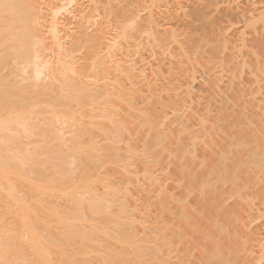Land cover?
Wrapping results in <instances>:
<instances>
[{
    "label": "bare ground",
    "instance_id": "bare-ground-1",
    "mask_svg": "<svg viewBox=\"0 0 264 264\" xmlns=\"http://www.w3.org/2000/svg\"><path fill=\"white\" fill-rule=\"evenodd\" d=\"M81 1L0 0V264H264V0Z\"/></svg>",
    "mask_w": 264,
    "mask_h": 264
},
{
    "label": "rangeland",
    "instance_id": "rangeland-1",
    "mask_svg": "<svg viewBox=\"0 0 264 264\" xmlns=\"http://www.w3.org/2000/svg\"><path fill=\"white\" fill-rule=\"evenodd\" d=\"M81 1V0H80ZM85 0H83V1H81V2H84ZM86 2V1H85ZM120 2V3H119ZM122 2V0H119L118 2H114V5L113 6H115V7H120L121 5H124L123 4V2ZM125 3V2H124ZM190 2H188L187 3V7L186 6H184V8H185V10H187V8H188V11H191V9H193L192 8V5H191V3L189 4ZM185 4V3H184ZM183 4V5H184ZM118 5H120V6H118ZM186 5V4H185ZM45 10V12H46V8L44 9ZM43 10V11H44ZM74 14H76V12L74 13ZM71 20V19H70ZM77 20V18H72V20L71 21H69L70 22V24L69 25H67L69 28H71V29H76V21ZM44 29V28H43ZM47 47H48V45H47ZM47 49V50H46ZM48 49H50V51H51V53H50V51H48ZM53 50H51V48H45V51L44 52H46L45 54H47L48 52L50 53H48L47 54V58L49 59V60H51L52 59V57H53V55L52 54H54L53 52H52ZM52 56V57H51ZM80 56V55H79ZM78 56V57H79ZM50 57H51V59H50ZM79 62H81V61H79ZM47 78L45 79V81L47 82ZM195 85H196V87H194V89L196 90H198L199 89V87H200V85L198 84V83H195ZM194 85V86H195ZM199 85V86H198ZM221 85H223V84H221ZM196 90V91H197ZM199 90H201V89H199ZM198 90V91H199ZM39 124H40V126L41 127H44L43 126V124H42V122L41 121H39ZM173 126H175L174 124H173ZM41 132H45L44 130H41V129H38V130H36V131H34L33 133H31V134H29V135H27V136H25L24 138H22L21 140L24 142L23 143V146H27V147H30V148H32V149H37V151H39V150H41V152H43L44 150V152H46L47 154H42L41 155V157L42 158H47L48 160H49V163L50 164H54L55 163V160L53 159V158H51L50 157V155H49V151L48 150H51V149H53V148H57V147H59V141H58V139H54V138H50L48 135H45V134H42ZM66 133V132H65ZM68 134V133H67ZM65 135V136H68V135ZM85 138H88V136H85ZM122 141H124V142H122ZM142 140H141V133H137V134H135V135H133V137H132V140H131V143H134L136 146L137 145H141V142ZM124 144H125V140L123 139V140H121L120 142H119V145L120 146H124ZM122 146V147H123ZM174 147H176V146H174ZM39 149V150H38ZM47 149V150H46ZM122 150V149H121ZM40 152V151H39ZM122 152V151H121ZM175 157H176V154H172V155H170L169 156V158H168V161L166 162H164V165L170 170V172H171V175L175 178L176 177V175H175V172H174V168H175V161H174V159H175ZM136 165H137V163H136ZM109 168V172L108 173H113V171H115L114 169H111V167H107V169ZM51 170V168L49 167V166H47V172L48 171H50ZM112 175H114V174H112ZM175 182H173V184H174ZM133 186H130L129 188H132ZM131 191L133 190L134 192H133V196H134V198L132 197H130L131 198V200H136V199H140L141 197V194L140 193H138L137 191H135V189H130ZM170 192L171 193H173V195L176 197L177 195H178V193H179V191L177 190V189H173V188H171L170 189ZM132 193V192H131ZM138 197H140V198H138ZM153 199V198H152ZM130 200V199H129ZM130 200V202H129V205H132L131 203H132V201ZM137 202H138V204L140 203V200H136ZM136 202V203H137ZM54 203L55 204H59V206H61V208L62 207H64L66 204H67V202L66 201H64V200H60V199H57V200H55L54 201ZM4 207H5V203H3V201H1L0 200V226L4 223V222H6V221H11V220H13V218L10 216V215H6L5 214V212H4ZM132 207V206H131ZM139 207H141V205L139 204ZM139 213L137 212L135 215L137 216ZM150 216L152 217V218H155V217H157L158 216V214H157V210H156V208L154 207V206H152L151 207V211H150ZM134 215V216H135ZM162 216H161V225H162V223H165V224H169V225H173V224H176V219H170V217L166 214V213H164V214H161ZM136 226H138L139 227V229H138V227H135V229H136V231L135 232H137V230H141L142 229V226L140 225V224H138V225H136ZM139 231H138V238H139V236H140V234H144V233H142V230H141V233H139ZM148 233H149V236L150 235H152V233H153V236H154V240L153 241H151L153 244H157L158 245V248L160 249V251H159V249H158V251L160 252H158V256L156 257H153V258H156V259H152V261L154 262H152L153 264H193V262H195V260H198L199 258L198 257H196V256H193V257H189V258H187V257H185V258H183L182 256H181V254H182V245H181V243H179L178 241H177V239H175V237L174 236H172V237H169V236H167V238L164 236V234L165 235H167L166 234V232L165 231H163L162 232V230L161 231H158V235H157V237L158 238H156V232L154 231H152V233L150 232V230H146ZM160 232H161V234H160ZM165 232V233H164ZM154 233H156V234H154ZM145 234H147V233H145ZM163 234V235H162ZM148 235V234H147ZM160 235H162V236H160ZM143 236V235H142ZM141 238V237H140ZM149 239V238H151L152 239V237L150 236L149 238H147L146 237V235H145V237H143V239ZM150 240V239H149ZM155 242V243H154ZM3 245H2V241H1V239H0V247H2ZM187 248H188V250H190V246H187ZM193 253H194V255H195V253H196V250H193ZM197 254V253H196ZM196 259H195V258ZM130 259V258H129ZM195 259V260H194ZM193 260V261H192ZM191 261H192V263H191ZM199 261V260H198ZM88 264H102V262L99 260V259H97V258H93L92 260H91V262H88Z\"/></svg>",
    "mask_w": 264,
    "mask_h": 264
}]
</instances>
